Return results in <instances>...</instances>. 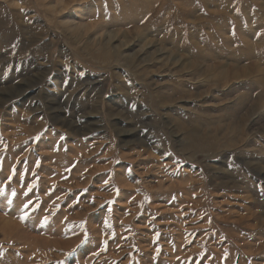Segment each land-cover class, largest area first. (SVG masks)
<instances>
[{"label": "rangeland", "instance_id": "374dc122", "mask_svg": "<svg viewBox=\"0 0 264 264\" xmlns=\"http://www.w3.org/2000/svg\"><path fill=\"white\" fill-rule=\"evenodd\" d=\"M0 264H264V0H0Z\"/></svg>", "mask_w": 264, "mask_h": 264}]
</instances>
